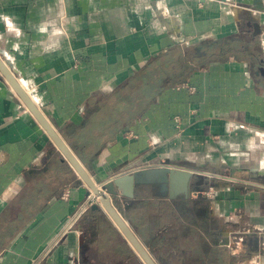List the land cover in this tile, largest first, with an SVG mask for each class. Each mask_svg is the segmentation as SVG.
Listing matches in <instances>:
<instances>
[{
	"label": "crops",
	"instance_id": "0c3cea01",
	"mask_svg": "<svg viewBox=\"0 0 264 264\" xmlns=\"http://www.w3.org/2000/svg\"><path fill=\"white\" fill-rule=\"evenodd\" d=\"M263 31L264 0H0V59L97 187L194 172L114 200L157 264H264ZM90 192L0 70V264H145Z\"/></svg>",
	"mask_w": 264,
	"mask_h": 264
},
{
	"label": "water",
	"instance_id": "95a60500",
	"mask_svg": "<svg viewBox=\"0 0 264 264\" xmlns=\"http://www.w3.org/2000/svg\"><path fill=\"white\" fill-rule=\"evenodd\" d=\"M0 70L3 74L9 79L11 84L14 86L15 90L22 98L26 106L32 112V114L36 117V119L40 122L42 127L48 132L51 136L52 140L55 142L57 147L63 153L65 159H67L71 165L75 168L77 173L85 180V182L90 186L92 193L100 196L101 192L104 193L101 196V202L106 210V212L110 215L112 220L115 222L121 233L125 236L128 242L133 246L137 254L143 259L145 264H157L155 260L152 258L147 248L143 245L137 234L133 231L131 226H129L124 217L121 215L119 210L117 209L114 200L119 196H123L125 198L134 199L136 197L137 189L140 186L144 185H154L159 184L163 191L167 190V185L170 181H178V180H187L190 181L194 176V172L180 170L177 168H160V169H144L138 170L131 174H126L122 176H118L113 180L102 184L101 188L97 187L92 180L87 175L83 166L70 149V147L63 140L61 135L53 128V126L49 123L46 117L41 113L39 108L35 105L32 99L28 96V94L23 90V88L19 85L15 77L10 73L7 69L3 61L0 59ZM261 75L264 78V67H260ZM93 209H100L99 205H93Z\"/></svg>",
	"mask_w": 264,
	"mask_h": 264
},
{
	"label": "built area",
	"instance_id": "2783aa9c",
	"mask_svg": "<svg viewBox=\"0 0 264 264\" xmlns=\"http://www.w3.org/2000/svg\"><path fill=\"white\" fill-rule=\"evenodd\" d=\"M260 44H261V48H262V53H263V60H264V31L261 34L260 37ZM177 122H179V119L177 118ZM97 202V203H102L100 198H96L95 196H88L87 200L85 202L84 208L83 210H87L89 208H91L93 206V203Z\"/></svg>",
	"mask_w": 264,
	"mask_h": 264
},
{
	"label": "rangeland",
	"instance_id": "374dc122",
	"mask_svg": "<svg viewBox=\"0 0 264 264\" xmlns=\"http://www.w3.org/2000/svg\"><path fill=\"white\" fill-rule=\"evenodd\" d=\"M103 193H106V192L103 191ZM89 195L92 196V197L95 196L96 198L98 197V198H100V199H101V196H103V195H102V192H101V195H100V196L95 195V194L92 193V192H90ZM89 195H88V196H89ZM93 205H99V206H101V207L103 208L102 203L94 202ZM117 209H118V208H117ZM119 212L122 214V212H121L120 210H119ZM122 215H123L124 219L129 223V225L131 226V228L133 229V231L137 234V236L139 237V239L141 240V242L143 243V245L148 249L147 244H146V243L144 242V240H143V236L137 232V230L135 229V227H134V226L130 223V221L124 216V214H122ZM156 261H157V260H156Z\"/></svg>",
	"mask_w": 264,
	"mask_h": 264
},
{
	"label": "bare ground",
	"instance_id": "6f19581e",
	"mask_svg": "<svg viewBox=\"0 0 264 264\" xmlns=\"http://www.w3.org/2000/svg\"><path fill=\"white\" fill-rule=\"evenodd\" d=\"M126 221V220H125ZM126 223L129 225V223L126 221ZM130 226V225H129Z\"/></svg>",
	"mask_w": 264,
	"mask_h": 264
}]
</instances>
